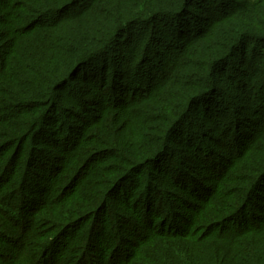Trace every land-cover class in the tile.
I'll list each match as a JSON object with an SVG mask.
<instances>
[{
  "label": "trees",
  "instance_id": "trees-1",
  "mask_svg": "<svg viewBox=\"0 0 264 264\" xmlns=\"http://www.w3.org/2000/svg\"><path fill=\"white\" fill-rule=\"evenodd\" d=\"M0 264H264V0H0Z\"/></svg>",
  "mask_w": 264,
  "mask_h": 264
},
{
  "label": "rangeland",
  "instance_id": "rangeland-1",
  "mask_svg": "<svg viewBox=\"0 0 264 264\" xmlns=\"http://www.w3.org/2000/svg\"><path fill=\"white\" fill-rule=\"evenodd\" d=\"M206 2H208V1H206ZM192 10H195L194 11V16H195V18H197V19H203V17H204V14H203V12L201 11V10H199V9H194V8H192ZM201 19V20H202ZM135 41V40H134ZM133 40H132V42H131V44L132 45H134L135 44V42H134ZM137 43V42H136ZM130 45V41L129 42H127L126 43V46H129ZM156 50H158V51H160V50H162V48H161V46H158V47H156L155 48ZM124 52V51H123ZM124 55H125V57H129V58H133L134 60H135V62L138 60V57H135L134 55L135 54H132V52H131V50H127V51H125L124 52ZM229 62H231L232 64H235L236 63V59H232V60H230ZM237 64V63H236ZM123 67H124V64L122 65ZM133 71H129L128 73L130 74V73H132ZM221 74H223V77L221 76V75H218L217 76V78H216V80H219L220 78H222V79H225L226 78V75H225V73H221ZM214 83V82H213ZM223 83V82H222ZM212 86V85H211ZM223 88H224V90H228V92H229V88H227V86L226 85H223ZM85 91L87 92V91H89V95L90 96H86V97H88V98H94V100H98V91L96 90V89H91V88H86L85 89ZM235 94L234 93H232L231 94V97L232 96H234ZM92 96V97H91ZM71 119H74V118H69L68 120H71ZM201 119V118H200ZM62 120V119H61ZM74 120H77V119H74ZM62 123H63V121L62 122H58L56 125H57V127L56 128H58V129H60L61 127H62ZM64 126V125H63ZM244 141L245 140H243L242 139V142H243V146H244ZM39 146V145H38ZM258 146H260V144L259 143H256L255 145H254V148H256V147H258ZM222 152H225V150H224V148H223V151ZM33 155H38L37 154V152H34L33 154H32V156ZM25 157H27L26 155H25ZM41 173V172H40ZM43 176L45 175L44 173H41ZM50 182V181H49ZM178 211L180 212L181 210L180 209H178ZM184 213H186V211H184Z\"/></svg>",
  "mask_w": 264,
  "mask_h": 264
}]
</instances>
